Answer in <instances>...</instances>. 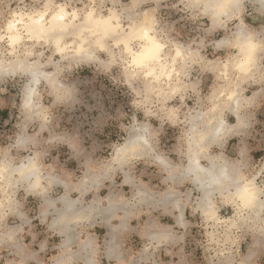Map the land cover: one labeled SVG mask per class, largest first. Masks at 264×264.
Instances as JSON below:
<instances>
[{
	"label": "clouds",
	"instance_id": "9594fccd",
	"mask_svg": "<svg viewBox=\"0 0 264 264\" xmlns=\"http://www.w3.org/2000/svg\"><path fill=\"white\" fill-rule=\"evenodd\" d=\"M0 264H264V0H0Z\"/></svg>",
	"mask_w": 264,
	"mask_h": 264
}]
</instances>
